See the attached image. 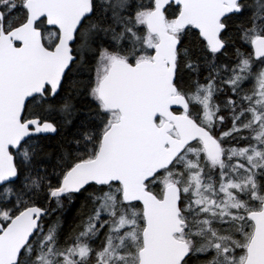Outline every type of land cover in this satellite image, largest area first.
<instances>
[{"label": "snow or ice", "instance_id": "6c2138e0", "mask_svg": "<svg viewBox=\"0 0 264 264\" xmlns=\"http://www.w3.org/2000/svg\"><path fill=\"white\" fill-rule=\"evenodd\" d=\"M0 264H264V0H0Z\"/></svg>", "mask_w": 264, "mask_h": 264}]
</instances>
